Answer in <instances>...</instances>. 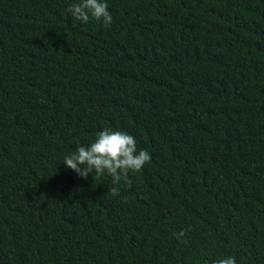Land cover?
I'll return each mask as SVG.
<instances>
[{
    "label": "trees",
    "instance_id": "trees-1",
    "mask_svg": "<svg viewBox=\"0 0 264 264\" xmlns=\"http://www.w3.org/2000/svg\"><path fill=\"white\" fill-rule=\"evenodd\" d=\"M75 2L0 0V264H264V0ZM106 127L117 196L62 162Z\"/></svg>",
    "mask_w": 264,
    "mask_h": 264
},
{
    "label": "clouds",
    "instance_id": "clouds-1",
    "mask_svg": "<svg viewBox=\"0 0 264 264\" xmlns=\"http://www.w3.org/2000/svg\"><path fill=\"white\" fill-rule=\"evenodd\" d=\"M67 12L76 20L83 22H87L90 16L97 21L103 20L105 27L112 22L107 0H78L68 6ZM150 160L151 155L146 149L137 148L133 135L125 130H112L106 127L95 134L94 142L88 146H78L74 152L66 155L62 162L84 179L89 174L111 176L112 184L115 186L108 191L117 196L121 180L130 186L129 172L141 171ZM180 235H183V231ZM212 264H236V260L233 256H227L214 260Z\"/></svg>",
    "mask_w": 264,
    "mask_h": 264
}]
</instances>
